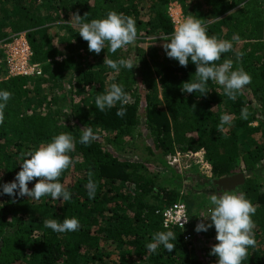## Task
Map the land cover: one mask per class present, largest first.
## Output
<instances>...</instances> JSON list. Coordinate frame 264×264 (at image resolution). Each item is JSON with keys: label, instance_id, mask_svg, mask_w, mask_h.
Listing matches in <instances>:
<instances>
[{"label": "trees", "instance_id": "trees-1", "mask_svg": "<svg viewBox=\"0 0 264 264\" xmlns=\"http://www.w3.org/2000/svg\"><path fill=\"white\" fill-rule=\"evenodd\" d=\"M170 1H177L186 16L200 19L209 36L242 42L238 50L223 54L220 62L230 58L234 69L242 67L250 74L251 83L246 86L251 90L250 96L243 91L235 101L230 100L219 85L211 82L206 96L181 92L182 83L195 78V65L189 62L186 68L181 67L178 61L167 57L162 45L155 44L173 32L166 11ZM240 4L244 7L240 8ZM110 11L133 17L138 37L149 42L146 47L135 48L138 66L132 70L121 68L116 75L114 83L122 85L124 91L135 98L125 105L123 117L116 115L119 104L101 112L95 106V98L108 89L103 79L116 73L103 64L105 55L111 59H126L127 53L118 50L110 54L107 49L102 50L100 55H95V67L89 63L86 68V65L81 67L83 69L78 62V57L83 55L75 54L81 49H85V53L89 51L71 14L79 13L83 17L88 13L84 22H89L105 18ZM60 23L67 33L62 51L46 34L50 27ZM262 26L264 0H0V39L25 31L34 60L43 63V74L36 78H4L0 68V90L12 93L4 109V123L0 124V185L14 180L20 171L18 157L22 152L50 142L62 132H70L77 140L75 151L70 153L77 162L60 177V182L71 193L69 201L62 204L50 196L36 201L18 194L16 197L0 194V264L25 263L24 246L28 242L33 243L30 257L38 264H56L51 260L45 262L44 257L52 254L66 264H82L105 257L107 264H133L135 256L142 264H206L196 244L198 238L185 242L180 228H164L156 214L157 209L176 200L179 192L175 188L181 175L164 161L171 177L165 181V186L158 185L141 161L116 155L112 146L123 147L116 145L115 133L110 131H116L119 138L132 140L141 134L138 126L142 117L148 131L146 148L156 150L161 159L179 150L200 151L209 165L210 176L206 183L254 168L264 159V121L259 117L264 115ZM234 36H238V40L233 39ZM237 53H243L242 57L237 59ZM60 55L66 57L55 60ZM79 71L82 74L78 82L96 84L87 108L73 105L65 117L57 113L25 112L24 104L31 91L29 81H44L45 74L54 82L61 81ZM73 78L74 75L70 80ZM134 83L138 86L136 90L129 87ZM253 101L258 105L253 106ZM244 107L250 112L246 120L240 118ZM224 113L234 114L232 125L219 132L217 125ZM254 120L258 125L251 127ZM83 127H91L97 136L91 144L79 143ZM256 132H260L263 142L252 146L248 137ZM89 171L95 174L98 185L94 199H89L85 188ZM244 178V183L236 189L238 193L244 192L257 207L252 217L257 246L248 248V258L242 264H264V190L256 177ZM35 182H30L28 187H34ZM190 203H186L188 213L194 220L199 210L192 213ZM73 217L80 222V228L74 232L57 233L43 225L46 219L62 222ZM167 230L177 236L171 241L176 245L173 251L168 252L161 245L155 253L149 252L146 244L151 242L152 235ZM214 232V227L209 229V234ZM109 245L116 246L117 260L113 249L107 248Z\"/></svg>", "mask_w": 264, "mask_h": 264}, {"label": "clouds", "instance_id": "clouds-1", "mask_svg": "<svg viewBox=\"0 0 264 264\" xmlns=\"http://www.w3.org/2000/svg\"><path fill=\"white\" fill-rule=\"evenodd\" d=\"M239 7L243 8L244 5L240 4ZM71 15V20L74 19L78 26L80 37L88 44V51L96 55L105 49L108 53L115 54L118 50L135 44L138 38L135 19L123 13L110 11L105 18L91 19L89 22H84L88 13L83 17L79 13ZM161 39L164 41L162 47L168 58L178 61L181 67L186 68L189 62L196 67L195 78L183 82L180 86L182 93L195 92L206 96L211 90L209 88L211 82L223 89V95L235 101L237 95L243 94L245 87L251 83L250 74L242 67L234 69L232 59H223L220 62L223 54L233 51V43L219 39L215 35L209 36L202 21L192 15L184 17L176 24L170 35H165ZM233 39L238 40V36H234ZM242 55L243 53H237V59ZM103 64L117 73L121 68L132 70L138 66L132 58L111 59L108 55H105ZM11 97L10 91L0 90V124L4 123V109ZM130 99L122 85L111 83L103 94L96 96L95 106L104 112L119 104L116 115L123 117L126 114L125 105ZM249 115L247 107L241 109V119L246 120ZM232 121V115L222 114L217 131L223 132L225 125L231 126ZM80 131V144L88 145L97 139L91 127H83ZM76 143V138L70 132H62L53 136L50 142L42 143L28 152H22L18 157L21 160L20 171L16 173L13 181L0 185L2 188L0 194L12 197L18 194L19 197L27 196L36 201L50 196L53 200H60L62 204L69 201L71 193L60 182V177L77 162V159L70 155L75 151ZM94 175L92 171L87 173L85 188L89 199H94L97 191L98 185ZM33 181L36 182L30 189L28 185ZM208 202L211 205L208 215L202 217L195 231L206 232L212 227L215 228L217 243L211 246L209 255L218 258L216 264H242L248 258V248L257 246L254 232L256 224L252 219L257 207L246 198L244 192L223 191L219 195L211 194ZM204 221L210 222L206 224ZM187 222L186 217L179 221L183 228ZM43 225L57 233L74 232L80 228V222L75 217L65 218L62 222L46 219ZM167 227L168 224L165 222V228ZM176 239V234L171 230L157 231L152 235L151 242L146 244V248L149 252L155 253L162 245L165 250L171 252L176 246L171 241Z\"/></svg>", "mask_w": 264, "mask_h": 264}, {"label": "rangeland", "instance_id": "rangeland-1", "mask_svg": "<svg viewBox=\"0 0 264 264\" xmlns=\"http://www.w3.org/2000/svg\"><path fill=\"white\" fill-rule=\"evenodd\" d=\"M47 36L52 40L55 47L60 51L64 50L65 43L63 41L66 38L67 33L66 30L62 27V23L57 24L53 27H50L46 32ZM260 36L264 38V26H262L260 30ZM141 38H137L135 44L129 45L126 49H122L127 53V58H132L135 63H138L135 56V48L136 47H146L149 42H143L140 40ZM233 43V50H238L239 46L242 42L240 40L234 41L231 38H226ZM158 41V40H155ZM164 41L160 40L155 42L156 45H163ZM70 55V52L68 53ZM76 55L82 54V57H78L79 67H87V64L95 67L97 63V58H95L94 53L89 52L85 53V49H82L75 53ZM101 54V53H100ZM99 54V55H100ZM126 58V59H127ZM83 69V68H81ZM82 74V72H74V78L70 80V75L65 76L61 81H53L52 78L49 77V74L44 75V81H34L31 80L28 83V88L31 90L29 92V100L24 104L25 112H39V113H50L60 115L61 117H65L64 115L69 112L70 107L75 105L80 109L87 108L92 93H94V89L96 88L95 83H91V86L86 85L84 82H78V77ZM117 72L114 74H109L103 79V84L105 87H109L111 83L115 82ZM69 77V78H68ZM130 89L136 90L138 86L136 83L129 86ZM245 93L250 96L251 90L249 88L244 89ZM130 96V101H134V97L132 93H128ZM129 102V103H131ZM253 106H257L258 102L253 101ZM234 117L233 113H229ZM260 119L264 121V115H259ZM251 127H255L258 125V121L254 120L250 124ZM229 128V125H225V130ZM139 134L134 139L130 140L128 137H123L116 134V131H110L111 134L115 133V143L116 145L122 146L123 149H119L118 147H113V151L118 155L121 159H130L132 161H141L143 165H145L146 169L154 175L156 178V183L158 185L165 186V181L170 179L171 172L169 168L163 163L167 162L168 166L175 169L180 175L179 185L176 186V190L179 192L176 200H182L185 203L190 201V205L192 206V210L194 212L204 211L211 207L208 202V197L211 194H221L220 189H213L209 183H206V179L209 178L208 172V164L205 162L203 158V154L199 153L197 155H191L189 150H179L180 155L176 156V153L170 155H164L161 159L158 156L156 150L150 151L146 148L147 144V133L148 131L144 125V119L141 117L139 120L138 126ZM241 130L238 131L240 133ZM260 132L253 133L250 137H248V141L250 145L260 144L263 142L262 137H260ZM255 140H254V139ZM258 139V140H257ZM256 144V145H257ZM177 157V161H174L173 158ZM243 163L242 161L240 162ZM236 173H242L244 176H254L257 179V183L259 184L261 190H264V159L261 160L254 168L251 170H241ZM177 182V181H176ZM173 185V184H172ZM237 188V187H236ZM231 190L229 192L238 193L237 189ZM222 190V189H221ZM227 191V190H222ZM187 200V202H186ZM205 200V202H204ZM202 203V204H201ZM201 204V205H200ZM199 208V209H198ZM210 221H208L209 223ZM216 232L214 234H209V229L205 231L199 232V234H195V238L198 237V248H201L202 255H204L206 264H216L217 257L209 255L211 246L217 243ZM194 238V239H195ZM107 248L110 250L113 249L114 253L117 250L115 245H109ZM24 250L26 251L25 263L23 264H38L33 261V257H30L33 253V243L28 242L26 246H24ZM24 251V252H25ZM53 255V254H52ZM50 255L48 258L45 256V262H51L56 264H66L63 260H59L58 256ZM116 259V253L114 255ZM51 260V261H50ZM117 260V259H116ZM107 258L95 259L92 262H84L82 264H107ZM143 262L137 257H134L133 264H142ZM151 263V262H150Z\"/></svg>", "mask_w": 264, "mask_h": 264}, {"label": "built area", "instance_id": "built-area-1", "mask_svg": "<svg viewBox=\"0 0 264 264\" xmlns=\"http://www.w3.org/2000/svg\"><path fill=\"white\" fill-rule=\"evenodd\" d=\"M166 11L173 25V30L176 24L186 17L182 11L181 5L177 1H170ZM62 58L63 56H56L55 60L60 61ZM0 68L4 71V78H36L42 76L43 63L34 60L33 50L25 31L16 32L6 38L0 39ZM189 152L191 155L201 153L200 151ZM179 155L180 152H177L176 156ZM173 160L177 161V157H174ZM208 209L199 212L197 217L191 220L187 204L182 200H175L157 209L156 214L159 215L160 223L164 228L165 222L168 224V229L180 228L183 231V240L187 242L195 238L194 236L196 233L199 234V232L195 231L196 225L201 221L202 217L208 215ZM182 217L188 218V222L184 224V228L179 223Z\"/></svg>", "mask_w": 264, "mask_h": 264}, {"label": "water", "instance_id": "water-1", "mask_svg": "<svg viewBox=\"0 0 264 264\" xmlns=\"http://www.w3.org/2000/svg\"><path fill=\"white\" fill-rule=\"evenodd\" d=\"M244 180L245 178L242 173H234L231 175L213 179L211 180V182L217 185L219 189L231 191L234 190L237 186L242 185L244 183Z\"/></svg>", "mask_w": 264, "mask_h": 264}, {"label": "flooded vegetation", "instance_id": "flooded-vegetation-1", "mask_svg": "<svg viewBox=\"0 0 264 264\" xmlns=\"http://www.w3.org/2000/svg\"><path fill=\"white\" fill-rule=\"evenodd\" d=\"M209 183H210L211 186H213V189H218L217 185L213 184L211 181Z\"/></svg>", "mask_w": 264, "mask_h": 264}, {"label": "crops", "instance_id": "crops-1", "mask_svg": "<svg viewBox=\"0 0 264 264\" xmlns=\"http://www.w3.org/2000/svg\"><path fill=\"white\" fill-rule=\"evenodd\" d=\"M82 50V49H81ZM80 51V50H79ZM60 56H63V58H65L66 57V55H60Z\"/></svg>", "mask_w": 264, "mask_h": 264}]
</instances>
